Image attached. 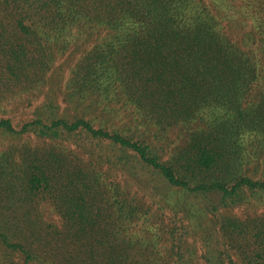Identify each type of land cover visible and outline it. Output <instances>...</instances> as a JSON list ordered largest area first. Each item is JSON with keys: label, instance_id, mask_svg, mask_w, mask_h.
Returning <instances> with one entry per match:
<instances>
[{"label": "trees", "instance_id": "16d2710c", "mask_svg": "<svg viewBox=\"0 0 264 264\" xmlns=\"http://www.w3.org/2000/svg\"><path fill=\"white\" fill-rule=\"evenodd\" d=\"M231 11L251 16L227 26L242 44L222 23L234 21ZM83 32L97 39L90 50L78 48ZM72 44L61 104L69 91L71 102L120 122L133 116L144 133L155 124L156 135L199 124L163 161L114 122L61 116L48 93L20 127L1 108L0 133L26 140L20 158L0 152V242L23 264H264V215L224 211L264 205V176L246 172L244 152L248 137L264 138V0H0V99L43 82ZM129 152L164 179L131 180L151 201L104 178L101 168L141 167ZM43 203L58 226L47 224ZM178 212L194 226L177 225Z\"/></svg>", "mask_w": 264, "mask_h": 264}, {"label": "rangeland", "instance_id": "374dc122", "mask_svg": "<svg viewBox=\"0 0 264 264\" xmlns=\"http://www.w3.org/2000/svg\"><path fill=\"white\" fill-rule=\"evenodd\" d=\"M216 12L219 11V8H216V5L214 6ZM239 8H243L242 5L238 4ZM220 12V11H219ZM218 13V12H217ZM233 15L234 21H230L228 19L222 20V23L225 26V29L227 30L228 34L233 36L235 41H238L239 43H244L242 41L241 35L237 33V31L234 30H228L227 26L229 22H236L239 21V19L247 20L251 18L249 14H240L239 16L235 14L234 11L230 12ZM250 28H247L245 30H249ZM84 37L80 38L78 40V48L81 46L84 49L90 50L94 45L96 44V38L92 39L89 36V33H84ZM79 38V37H77ZM76 44H72L69 47V50L66 51L64 55H62L58 60H56L53 64V67L49 72L47 73V76L45 77L44 81L39 84L30 85V87L25 88H16L12 89L10 94H7L5 98L0 99V109L2 108L5 110L6 113H8L10 118H12L14 125L20 127L23 123L28 122L30 120H33L37 116L36 109L30 107V103L38 99L42 94L48 93V101L50 104L53 102V104L56 106L57 103L61 104V92H64V83L71 77V61H73L75 57L73 47L75 48ZM58 47H61V44L57 45ZM90 46V48H89ZM253 49V48H252ZM73 50V51H72ZM256 89H258V84H255ZM11 95V96H9ZM70 92H66V96L64 99L66 100L65 104H61L62 107L58 108L60 111V115L63 117H67L71 120H74L76 117L81 116H88L94 120L96 123H101L104 125L105 128L108 127L109 124L114 122V125L119 130H122L126 128L127 134H130L131 136L135 135V137L139 138H147L148 144H151V149L161 158V160L165 161L168 160L172 154H174L177 151L183 150L186 146V143L188 139H191V132L194 131L196 127L195 125L199 124V120H197L196 124H189L184 126L183 124H178L177 126H173V128H169L167 131L161 132L160 135H156V129L157 126L152 123V128L149 129L148 132L144 133L145 127L143 124H138L133 120V116L123 117V122L119 121V117H116V115L109 114L104 110H101L97 105L95 106H80L77 105L75 102H71L69 99ZM54 105L53 108L54 109ZM29 106V107H27ZM53 110H50L52 112ZM48 112L47 114H49ZM201 116V115H199ZM131 124H134L135 126L140 127V130H130ZM200 124L202 125V121L200 120ZM194 125V126H193ZM183 128V130H179ZM257 136L248 137L245 140V150L246 153V172L251 177L255 176V170L257 169L258 177L263 174L264 176V138L260 137L257 139ZM26 138H23L18 135H11L6 133H0V152L5 153L6 151L9 152V150H15V157L18 158L21 157L23 154V146ZM151 140V141H150ZM252 140V141H251ZM29 143L31 145H35L36 141L33 139H28ZM110 144H108L107 147ZM120 148L116 146L114 151L116 153H119ZM24 151V150H23ZM11 153V152H10ZM22 153V154H21ZM21 154V155H20ZM131 157V163H136L140 165L141 167H135V171L131 173L129 170V174H125L124 170L117 169L113 166H108L104 168V170L101 168L104 178L106 180H112L114 182L121 183L122 186L126 188L127 191H130L132 194H137L139 198L143 197L145 198V201H151L149 199V194L145 195L143 187H138L135 182H132L131 180H141L142 183L146 180H152V183L155 184L156 182H159V180H164L162 176L157 173L156 171H153V168L147 167L144 164H139L135 158H133V153L129 152ZM12 155V154H11ZM20 155V156H19ZM100 162L97 161V164ZM106 166V165H104ZM150 168V169H149ZM153 169V170H151ZM263 179V177L261 178ZM145 184V183H144ZM146 185V184H145ZM179 191V190H178ZM181 194L178 197L180 201H183L181 199L186 200L185 198V192L179 191ZM179 195V194H178ZM209 201L213 202L214 204H217L218 199L220 196H215L214 194H209L208 197ZM41 212L44 213V218L47 222V224H60V219L57 218L56 214L52 212L51 207H49V204L43 203L41 204ZM230 211H226V214L230 215H237L241 216L242 218H245L247 216H258V215H264V205H261L260 203L252 202L248 203L242 207H237L235 209H227ZM174 217L176 219V223L179 226H186V228L189 230L190 227H193V223H190L188 219L185 218V214L183 212H178V214L174 213ZM173 216V212H169L167 214L166 222L168 224H172L171 217ZM184 220V221H183ZM204 222L207 225L212 224V220H216V217L212 215H209L206 217V219H203ZM184 224V225H182ZM23 256L19 253H14L12 250L8 249L6 246H4L0 242V264H23ZM198 264H208L205 262H201L199 260L197 262Z\"/></svg>", "mask_w": 264, "mask_h": 264}]
</instances>
